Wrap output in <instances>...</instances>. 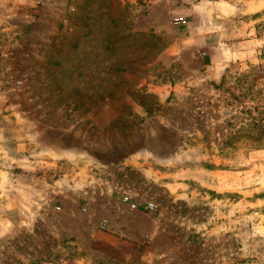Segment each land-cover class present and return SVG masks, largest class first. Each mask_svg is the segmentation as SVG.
I'll list each match as a JSON object with an SVG mask.
<instances>
[{"label": "rangeland", "instance_id": "rangeland-1", "mask_svg": "<svg viewBox=\"0 0 264 264\" xmlns=\"http://www.w3.org/2000/svg\"><path fill=\"white\" fill-rule=\"evenodd\" d=\"M0 264H264V0H0Z\"/></svg>", "mask_w": 264, "mask_h": 264}, {"label": "crops", "instance_id": "crops-1", "mask_svg": "<svg viewBox=\"0 0 264 264\" xmlns=\"http://www.w3.org/2000/svg\"><path fill=\"white\" fill-rule=\"evenodd\" d=\"M192 20H193V18L189 19V21H188L189 25H190V23H193ZM61 155L62 156H59L60 158H56V159H62L63 161H65L68 164H75V169H76L75 172H76V175L78 177L84 178V179L86 178L89 180H95V179L101 180L102 172L97 170L96 168H95V170H93L91 168V164L89 162L83 161V159L77 158L73 154H69V155L61 154ZM58 161H60V160H58Z\"/></svg>", "mask_w": 264, "mask_h": 264}, {"label": "built area", "instance_id": "built-area-1", "mask_svg": "<svg viewBox=\"0 0 264 264\" xmlns=\"http://www.w3.org/2000/svg\"><path fill=\"white\" fill-rule=\"evenodd\" d=\"M94 174H95V173H94ZM123 201H124L126 204H128V206H129L131 209H134V208L136 207V205H135L134 203L131 202V198H130L127 194H125V195L123 196ZM147 206H148L149 209H152V208L154 207L153 204H151V203L147 204Z\"/></svg>", "mask_w": 264, "mask_h": 264}]
</instances>
